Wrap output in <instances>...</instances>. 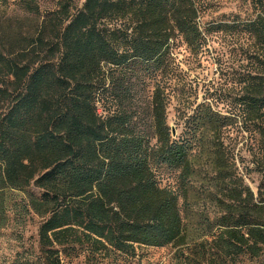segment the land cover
Wrapping results in <instances>:
<instances>
[{"label":"trees","instance_id":"16d2710c","mask_svg":"<svg viewBox=\"0 0 264 264\" xmlns=\"http://www.w3.org/2000/svg\"><path fill=\"white\" fill-rule=\"evenodd\" d=\"M16 1L40 16L34 0ZM237 1L236 13L206 24L203 0H84L73 12L61 2L34 27L0 22V191L36 190L29 206L55 239L82 229L116 257L182 247L179 200L200 148L214 174L212 243L221 254H256L264 245V0ZM216 37L243 47L229 73L238 91L204 98L174 137L164 80L172 53L181 44L199 52ZM136 84L150 87L146 124L133 110ZM229 132L251 143L255 194L230 178ZM162 172L176 189L162 186Z\"/></svg>","mask_w":264,"mask_h":264},{"label":"rangeland","instance_id":"374dc122","mask_svg":"<svg viewBox=\"0 0 264 264\" xmlns=\"http://www.w3.org/2000/svg\"><path fill=\"white\" fill-rule=\"evenodd\" d=\"M34 1L40 15L38 18L26 14L16 0H0V22L7 19H12V22L22 21L27 29L34 27L42 17L55 12L59 3L63 4L61 2H68L72 7L71 12L79 9L84 2ZM203 1L206 11L200 24L234 14L239 7L237 0ZM240 44L234 39L216 37L199 52H188L182 44L174 50L170 71L164 79L171 90L166 115L174 137L188 130L185 128V120L204 98L206 102L217 103L237 93V88L229 83V73L239 62L238 54L242 55L243 47L240 48ZM149 90L150 87L145 89L141 84H136L133 89V110L143 124L148 121L146 106ZM223 108V105H218L216 109L224 112ZM222 141L232 166L228 170L231 172L230 178L237 184L241 180L255 194L260 177L251 165L248 153L251 143L239 132L225 133ZM192 169L194 173L185 198L183 200L180 197L179 200L186 229V244L161 249L134 247L131 255L120 257L99 251L97 245L84 238L82 229L74 232L75 236L55 239L54 231H48L44 224L47 218L38 216L29 206L27 193L37 195L36 190L28 188L25 193L15 188L3 189L0 191V264H264V245L253 255L221 254L215 248L211 235L217 231L215 220L218 213L211 199L215 182L211 180L214 174L209 154L198 148L192 159ZM159 178L162 186L176 189V182L166 172H162ZM202 251L205 252L203 260Z\"/></svg>","mask_w":264,"mask_h":264},{"label":"water","instance_id":"95a60500","mask_svg":"<svg viewBox=\"0 0 264 264\" xmlns=\"http://www.w3.org/2000/svg\"><path fill=\"white\" fill-rule=\"evenodd\" d=\"M172 135H174L173 130H172Z\"/></svg>","mask_w":264,"mask_h":264}]
</instances>
